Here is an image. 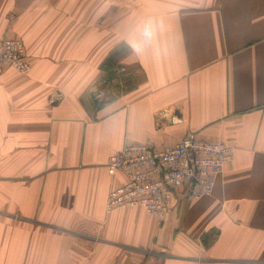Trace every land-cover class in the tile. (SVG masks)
<instances>
[{"label": "crops", "instance_id": "1", "mask_svg": "<svg viewBox=\"0 0 264 264\" xmlns=\"http://www.w3.org/2000/svg\"><path fill=\"white\" fill-rule=\"evenodd\" d=\"M6 37L0 264H264V0H0ZM189 134L234 147L212 194L107 210L112 155Z\"/></svg>", "mask_w": 264, "mask_h": 264}, {"label": "built area", "instance_id": "2", "mask_svg": "<svg viewBox=\"0 0 264 264\" xmlns=\"http://www.w3.org/2000/svg\"><path fill=\"white\" fill-rule=\"evenodd\" d=\"M4 65L21 75L30 72L22 40L6 37L0 41V73ZM233 156L231 144L202 139L196 134L186 135L163 149L148 143L126 144L107 163L110 174L122 171L127 180L109 191L106 208L112 211L141 207L163 222L174 199L191 200L212 194Z\"/></svg>", "mask_w": 264, "mask_h": 264}, {"label": "clouds", "instance_id": "3", "mask_svg": "<svg viewBox=\"0 0 264 264\" xmlns=\"http://www.w3.org/2000/svg\"><path fill=\"white\" fill-rule=\"evenodd\" d=\"M136 44L134 47L139 51L141 46L154 38V27L150 21H145L134 29Z\"/></svg>", "mask_w": 264, "mask_h": 264}]
</instances>
